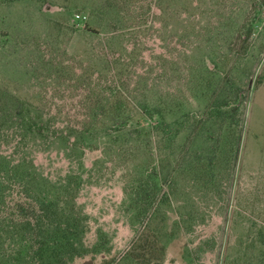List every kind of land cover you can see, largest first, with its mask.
<instances>
[{
  "label": "rangeland",
  "instance_id": "1",
  "mask_svg": "<svg viewBox=\"0 0 264 264\" xmlns=\"http://www.w3.org/2000/svg\"><path fill=\"white\" fill-rule=\"evenodd\" d=\"M2 155L70 264H264V0H0Z\"/></svg>",
  "mask_w": 264,
  "mask_h": 264
},
{
  "label": "trees",
  "instance_id": "2",
  "mask_svg": "<svg viewBox=\"0 0 264 264\" xmlns=\"http://www.w3.org/2000/svg\"><path fill=\"white\" fill-rule=\"evenodd\" d=\"M0 157V232L9 234L17 264H70L86 254L81 212L70 210L55 192L34 188V180L3 172Z\"/></svg>",
  "mask_w": 264,
  "mask_h": 264
}]
</instances>
